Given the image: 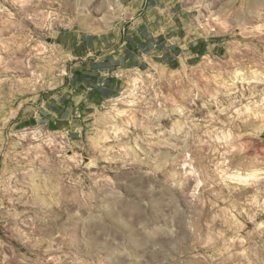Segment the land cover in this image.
<instances>
[{
  "label": "rangeland",
  "instance_id": "rangeland-1",
  "mask_svg": "<svg viewBox=\"0 0 264 264\" xmlns=\"http://www.w3.org/2000/svg\"><path fill=\"white\" fill-rule=\"evenodd\" d=\"M189 1L209 51L96 97L120 0H0V264H264V0Z\"/></svg>",
  "mask_w": 264,
  "mask_h": 264
},
{
  "label": "crops",
  "instance_id": "crops-1",
  "mask_svg": "<svg viewBox=\"0 0 264 264\" xmlns=\"http://www.w3.org/2000/svg\"><path fill=\"white\" fill-rule=\"evenodd\" d=\"M120 4L127 14L119 26L101 34L74 35L71 48L77 63L72 75L82 92L111 96L120 70H142L155 63L176 65L209 51V38L192 26L193 12L199 8L196 2L120 0ZM217 47L213 43V50Z\"/></svg>",
  "mask_w": 264,
  "mask_h": 264
},
{
  "label": "bare ground",
  "instance_id": "bare-ground-1",
  "mask_svg": "<svg viewBox=\"0 0 264 264\" xmlns=\"http://www.w3.org/2000/svg\"><path fill=\"white\" fill-rule=\"evenodd\" d=\"M134 83H135V82H134ZM135 84H136V83H135ZM73 226H75V225H73ZM75 227H76V226H75ZM75 227H73L74 230H76ZM71 228H72V227H71ZM76 228H77V227H76ZM73 229H72V230H73ZM74 230H73V231H74Z\"/></svg>",
  "mask_w": 264,
  "mask_h": 264
}]
</instances>
